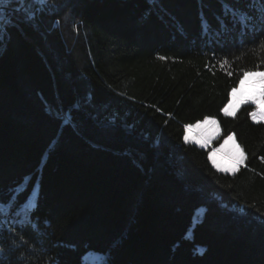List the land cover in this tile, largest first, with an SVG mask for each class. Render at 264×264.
I'll use <instances>...</instances> for the list:
<instances>
[{"label":"trees","instance_id":"obj_1","mask_svg":"<svg viewBox=\"0 0 264 264\" xmlns=\"http://www.w3.org/2000/svg\"><path fill=\"white\" fill-rule=\"evenodd\" d=\"M226 2L247 28L222 0L4 5L0 264H264V121L221 112L264 71V18ZM205 117L213 145L235 134L237 172L184 141Z\"/></svg>","mask_w":264,"mask_h":264},{"label":"snow or ice","instance_id":"obj_2","mask_svg":"<svg viewBox=\"0 0 264 264\" xmlns=\"http://www.w3.org/2000/svg\"><path fill=\"white\" fill-rule=\"evenodd\" d=\"M10 2H11V0H0V24L4 23V13L6 11L4 9V5L8 4ZM17 2L20 3L21 5H24V4L28 3V0H17ZM40 2L46 3L47 0H40ZM222 2H223V6H224L226 12H231L233 14V16H236L239 13V20L237 21V24H239L243 28H247L248 24L245 22L251 21L253 19V17L241 9H234V8L230 7L228 5V3L226 2V0H222ZM246 7L248 10L257 13L259 15V17L264 18V0H247ZM28 18L30 19L31 17L29 16ZM8 23L11 24V21H8ZM206 23H207L206 20H202L201 26L203 27ZM261 25L264 26V19L261 20ZM260 37H261V48L264 49V32L260 33ZM160 59H165V57H160ZM220 63H221V66L223 67V65L227 64L228 61L225 59V60H222ZM257 68H258V66H257ZM242 71H243V75L239 79L240 85H244L246 77L254 74L251 70H243L242 69ZM228 74L232 75L231 72H229ZM260 74H261V76H264V73H260ZM262 82H264V81H262ZM237 90L238 89L235 87L232 88L229 95L234 96L235 93L237 92ZM262 95H264V92H262ZM241 103H247V101L246 100L238 101L237 107ZM251 103H253L257 106L256 110L249 113V116L251 117V119L253 121H257L258 117H264V101H259V100L253 99L251 101ZM232 104H233V101L230 99L228 104L224 108L221 109V112L225 116L234 115V112L229 111V108L232 107ZM209 122H211L212 124H217V121L214 118L205 117L202 122H198L197 125H195V126L199 127L200 123L207 124ZM189 127H191V126L186 125L185 129L187 130ZM218 134H219V127H217L216 131L213 132L212 134L208 135L207 138L204 139L202 142L198 140L197 143H201L202 145L207 144L211 140L215 139ZM234 139H235V134H229L224 139V142L221 145V148H223L224 145L228 144L229 141H233ZM184 140H185V142L188 141L187 135L184 136ZM235 147H236V151H237L238 155H232V156L225 157L226 166H224V167H221V165H219L217 163V160H216L217 153H219L221 150L220 148L215 149L213 152H210L208 159L211 160L213 166L216 167L218 171H223V172L231 171L232 173H235L239 170L241 165L244 164V161L246 159L245 154H244V150L240 147V145L237 144ZM261 159H264V157H262ZM34 191H35V189L33 188L32 192H34ZM25 193H29L28 188H22V190L20 192L14 193V197H15L14 200H12V198L10 197V201H11L10 210L14 209V208L22 207L24 202L31 199V193H29V195H27V196L24 195ZM21 196H24L23 201L20 199ZM0 251H3V249L0 248Z\"/></svg>","mask_w":264,"mask_h":264},{"label":"rangeland","instance_id":"obj_3","mask_svg":"<svg viewBox=\"0 0 264 264\" xmlns=\"http://www.w3.org/2000/svg\"><path fill=\"white\" fill-rule=\"evenodd\" d=\"M252 72L254 74L249 75L248 77L245 78L244 85L238 84L237 87H235V88L238 89L237 92L235 93L234 96H230V98H229V100L231 99L233 101L232 107L229 108V111L230 112H234V114L237 111V109L242 104H244V103H241L237 107V102L240 101V100H246L249 103H251V101L253 99H256V100H259V101H264V97L262 95V92H264V90H263L264 82H262V81H264V76H261V74H260V73H264V71H252ZM230 116H233V115H230ZM209 118H214V117H209ZM214 119L217 121L216 118H214ZM203 120L204 119H202L201 121H198V122H202ZM259 120L260 121H264V117H258L257 121H259ZM197 123L189 124V126H191V127H189L187 130L185 129L184 136L187 135V137H188V141L187 142L194 143V144H196L199 147L209 149L208 156H209L210 152H213L215 149L220 148L221 150H220L219 153H217L216 160H217V163L219 165H221V167L226 166L225 157L232 156V155H238V153L236 151V147H235L238 143H237V141L235 139L233 141H229V143L224 145L223 148H221V145L223 144L224 140H223V142L220 145H213L214 141L220 135V127H219L218 121H217V124H212L211 122H209L207 124L200 123L199 127L195 126V125H197ZM217 127H219V134L217 135V137L215 139H213L209 143L203 144V145L201 143H197L198 140L202 142L204 139L207 138L208 135H210L213 132H215ZM211 144H212L213 147L211 146ZM210 162H211V160H210ZM220 172H223V171H220ZM223 173H230L231 174L232 172L229 171V172H223ZM88 256L93 258L96 255L94 253H88L85 256V259H87Z\"/></svg>","mask_w":264,"mask_h":264},{"label":"bare ground","instance_id":"obj_4","mask_svg":"<svg viewBox=\"0 0 264 264\" xmlns=\"http://www.w3.org/2000/svg\"><path fill=\"white\" fill-rule=\"evenodd\" d=\"M260 121V120H259Z\"/></svg>","mask_w":264,"mask_h":264}]
</instances>
